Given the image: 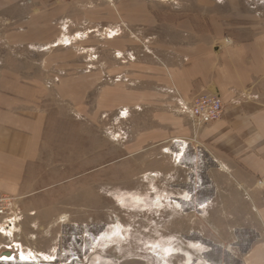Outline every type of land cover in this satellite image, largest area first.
I'll use <instances>...</instances> for the list:
<instances>
[{"label":"rangeland","instance_id":"374dc122","mask_svg":"<svg viewBox=\"0 0 264 264\" xmlns=\"http://www.w3.org/2000/svg\"><path fill=\"white\" fill-rule=\"evenodd\" d=\"M231 3L264 32V0H0V111L41 129L0 264H264V140H197L173 72Z\"/></svg>","mask_w":264,"mask_h":264},{"label":"crops","instance_id":"0c3cea01","mask_svg":"<svg viewBox=\"0 0 264 264\" xmlns=\"http://www.w3.org/2000/svg\"><path fill=\"white\" fill-rule=\"evenodd\" d=\"M227 8L207 16L211 19L205 22V37L197 36L199 30L191 35V30L187 32L191 38L185 37L189 42L181 50L174 48L179 61L183 59L181 67L173 70L174 79L183 91L217 94L225 104L222 120L199 127L197 140H243V144L254 145L264 140V32L242 19V10L234 12L232 3ZM220 31L232 34V44H215L213 38ZM39 123V116L0 111V187L11 190L22 184L26 162L40 141ZM252 166L256 176L264 174L261 165L258 169Z\"/></svg>","mask_w":264,"mask_h":264},{"label":"built area","instance_id":"2783aa9c","mask_svg":"<svg viewBox=\"0 0 264 264\" xmlns=\"http://www.w3.org/2000/svg\"><path fill=\"white\" fill-rule=\"evenodd\" d=\"M181 106L191 119L192 124L199 127L218 118L223 101L217 94L201 93L190 100H182ZM6 199V197H0V214L5 213V210L10 207V204L5 202Z\"/></svg>","mask_w":264,"mask_h":264},{"label":"bare ground","instance_id":"6f19581e","mask_svg":"<svg viewBox=\"0 0 264 264\" xmlns=\"http://www.w3.org/2000/svg\"><path fill=\"white\" fill-rule=\"evenodd\" d=\"M4 254H5V255H9L10 253H9V254H8V253H4Z\"/></svg>","mask_w":264,"mask_h":264},{"label":"water","instance_id":"95a60500","mask_svg":"<svg viewBox=\"0 0 264 264\" xmlns=\"http://www.w3.org/2000/svg\"><path fill=\"white\" fill-rule=\"evenodd\" d=\"M18 264H22V262H18Z\"/></svg>","mask_w":264,"mask_h":264}]
</instances>
